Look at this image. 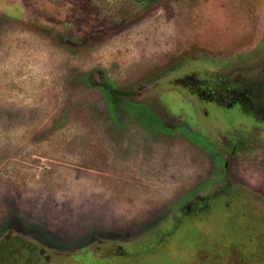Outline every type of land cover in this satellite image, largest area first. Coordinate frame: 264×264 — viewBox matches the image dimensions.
<instances>
[{"label":"rangeland","instance_id":"rangeland-1","mask_svg":"<svg viewBox=\"0 0 264 264\" xmlns=\"http://www.w3.org/2000/svg\"><path fill=\"white\" fill-rule=\"evenodd\" d=\"M10 235L38 264H264V0H0Z\"/></svg>","mask_w":264,"mask_h":264},{"label":"trees","instance_id":"trees-1","mask_svg":"<svg viewBox=\"0 0 264 264\" xmlns=\"http://www.w3.org/2000/svg\"><path fill=\"white\" fill-rule=\"evenodd\" d=\"M103 88L116 98L130 94L129 91L119 90L108 83L103 84ZM41 254L40 247L20 236H11L0 241V264H38Z\"/></svg>","mask_w":264,"mask_h":264}]
</instances>
